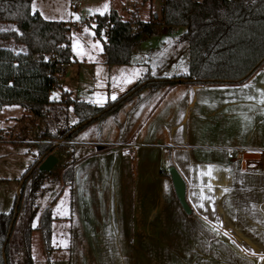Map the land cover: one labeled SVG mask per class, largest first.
Wrapping results in <instances>:
<instances>
[{
    "label": "crops",
    "instance_id": "obj_1",
    "mask_svg": "<svg viewBox=\"0 0 264 264\" xmlns=\"http://www.w3.org/2000/svg\"><path fill=\"white\" fill-rule=\"evenodd\" d=\"M34 4L35 0H32V9ZM48 6L43 5L45 13L39 9L35 12H39L46 20L67 22L63 19L64 9L61 4ZM109 6L111 9L106 12L117 10L125 20H130L132 13H137L134 11L128 16L126 7L129 5H126L125 12L111 2ZM77 7L75 5L79 11ZM68 12V24L74 22L77 26L73 28L80 27L77 21H72L75 12L72 9ZM96 14L100 13H95L94 17ZM137 14L141 20L146 21ZM156 16L159 21L162 20V12L156 13ZM161 27L158 32L164 33L165 26ZM8 41L1 44V47L12 48L16 52L24 49ZM70 49L74 61L77 53L72 41ZM171 53L172 50L165 48L156 54L163 55L159 61L166 62ZM153 59L152 51L138 46L130 64L99 63L96 65L99 68L94 69L93 73H85L80 85H76L75 78L81 75L82 65L78 72L73 69L63 70V78L60 74L58 76L59 83L62 79L66 80L62 97L66 91L73 99L105 105L125 94L145 76L151 75L146 69H150L147 67L150 66L148 62ZM129 79L130 83L125 82ZM92 83L97 86L89 85ZM113 95L115 99H112ZM262 100L264 63L249 79L238 84L185 83L173 87L145 88L122 107L79 131L66 143V146L74 147L73 153L69 155L73 154L74 164V179L70 190L76 193L83 186L87 188L95 185L98 194L112 191L116 195L117 213L126 212L128 216V237L113 241L77 240L76 244L73 242L70 245V262L74 261V253L81 251L78 248L85 253L81 262H89L85 247L91 245L98 254V261L110 264L116 257L108 255L106 248H114L113 252H116L117 247H125L127 244L133 252L124 256L126 260L120 259L121 263L146 262L135 252L145 244L136 238L143 223L146 226L150 223L160 226L163 237L159 239V245L165 251L169 244L177 247L190 245V255L188 252L182 255L190 264L240 262L239 254L226 253L224 250L228 245L224 243L225 239L232 240L234 246L263 247ZM22 117H32V114L23 112ZM22 117H11L15 119L12 123L15 124ZM248 151L260 153L261 159L245 160L242 154ZM171 166L177 168L186 183V198L192 209L191 214L183 209L177 198L169 173ZM169 231L175 232L174 239L170 241L167 237ZM216 232L219 233L218 239ZM152 245L156 246L155 243ZM262 255L260 252L259 256ZM168 258L165 252L160 261L167 263ZM176 261L183 264L178 259ZM243 261L248 260L243 258ZM171 262H175L174 258Z\"/></svg>",
    "mask_w": 264,
    "mask_h": 264
},
{
    "label": "trees",
    "instance_id": "obj_2",
    "mask_svg": "<svg viewBox=\"0 0 264 264\" xmlns=\"http://www.w3.org/2000/svg\"><path fill=\"white\" fill-rule=\"evenodd\" d=\"M161 12V21H143L137 13L125 20L117 10L96 14L94 33L103 42L106 63L128 65L135 48L159 27H185L184 37L190 45L188 72L173 77L147 75L119 98L96 105L73 99L66 91L65 100L51 98L63 69L48 56L57 54L62 62L73 61L67 23L44 19L33 11L32 0H0V23L15 25L11 30H0V40H12L24 48L16 52L0 47V112L4 106L19 105L45 122L42 138L50 142L39 144L38 158L63 148L83 128L122 107L145 88L185 83L238 84L264 63V0H163ZM70 107L77 119L72 126L68 124ZM37 162L22 177L21 196L27 180L33 177L36 182L42 175ZM67 176L72 183L73 165L64 171L65 181ZM16 203L17 200L11 211L0 213V264H13L11 254L15 248L21 255L20 263L35 264L31 255L34 228L28 226L24 232H15L20 209L15 218ZM53 220L48 207L40 225L48 250Z\"/></svg>",
    "mask_w": 264,
    "mask_h": 264
},
{
    "label": "rangeland",
    "instance_id": "obj_3",
    "mask_svg": "<svg viewBox=\"0 0 264 264\" xmlns=\"http://www.w3.org/2000/svg\"><path fill=\"white\" fill-rule=\"evenodd\" d=\"M110 2L113 5H117L123 12H125L126 5H132L134 11L139 13L142 19L146 21H149L152 17L155 18L156 13H160L163 6V0H35L34 11L39 9L43 13H45L44 4H48L49 6L61 4L64 9L62 14L64 16L63 19L67 20V24L70 18L68 11L72 9L75 12L72 21H77L81 26L71 28L68 34L70 35L72 44L76 45L74 50L77 54L71 65L63 70L73 69L78 72L82 65L81 75H77L75 78L76 85L81 84L86 72L93 73L94 69L99 68V66H96L97 64L100 63L102 65L103 62L106 63L104 54L93 47L96 41L100 42L101 47L103 43L91 33H94V27L92 26L95 24L94 14L98 13L96 10L102 9L105 3L109 6ZM75 5H78L79 11L76 10ZM110 7H108L107 11L111 9ZM126 14L129 16L134 13ZM76 16H79L80 19H76ZM84 18L86 20L83 21ZM14 27V24H0V29L11 30ZM85 29H88V31H85ZM161 29L162 27H159L152 38L147 39L139 45L152 51L154 55V59L148 62L150 66H147L151 69V72L148 68L146 69L147 72L152 76L158 75L159 77H173L188 72L190 45L184 37L186 28L165 26L163 28V30H166L164 33L158 32ZM5 42L7 41L0 40V47ZM8 42L13 43L14 41L10 40ZM165 48L172 50L173 54L171 53L172 55L168 56V61H159L163 55L158 56L156 53ZM62 72L60 76L63 78ZM65 81L62 79L59 86L52 91V99L65 100L68 98L67 95H63L62 97L63 89H66L64 85ZM89 85L93 87L97 86L94 83ZM100 87L101 84H99ZM23 112L28 111L19 105H8L0 112V213L11 211L15 206L16 200L18 203L19 197H21L15 232H24L28 226L34 228L31 235V255L35 264H101L98 261L100 259L96 256L98 254L94 251L95 248L91 245L85 247L89 262H81L85 258V253L80 248H78V251L81 250L80 252L74 253V261L70 262V245L73 242L76 244L77 240L80 239L87 241H113L118 238L128 237V216L126 212L122 214L117 213L116 195H113L112 191L98 194L95 185H89L87 188L83 186L76 193L70 190L71 182L69 177L67 176V181H65L61 174L64 170L74 165L72 162L73 154L69 156L70 152L73 153L74 147L66 145L54 152L60 158L54 169L50 172H42V175L36 182H34L33 177L27 180L23 196H21L20 188L24 182L22 177L38 161L39 144L48 143V139L42 138V132L46 128L45 122L33 115L32 117H22ZM14 116L22 118L15 121L14 124L12 122L15 119L11 118ZM76 121L77 119L72 108H69L68 124L72 126ZM105 147L109 148V146ZM48 207L51 208L54 217L50 250L47 249L43 233L40 229L42 215ZM145 217L147 218V216ZM159 228V225L150 223L146 226L143 223L142 229L137 232L136 238H140V241L145 243L135 251L139 257L146 261L141 262V264H179L176 261L177 259L183 264H190L186 262L187 259L185 260L182 255L187 254V252L190 255L192 247L190 245L177 247L175 245L170 246L169 244L168 251H165L164 247L159 245V239L163 237ZM174 234L175 232L172 231L167 233L169 241L174 239ZM217 235H219L218 232H216L218 239ZM231 241L225 239L224 243L228 245L224 250L226 253L239 254L241 259L240 262H232V264H264V240H262L263 247H243V245L239 244L238 246H234L232 244L233 241ZM147 242H150V244L155 243L156 246L152 244L150 246ZM259 248L261 251H258ZM15 249L12 250L11 254L12 263L22 264L20 263L21 255ZM106 249L108 255L113 254L112 257H116L114 262L109 260L112 262L110 264H127L121 263L120 259L126 260L124 256L133 252L131 246H128V244L125 247H117L116 252H113L114 248ZM165 252L169 258L167 263L163 262V260L162 263L160 260L163 254L165 255ZM260 252L263 253L262 256H259ZM172 258H174L175 262H171ZM243 258L248 261H243Z\"/></svg>",
    "mask_w": 264,
    "mask_h": 264
},
{
    "label": "water",
    "instance_id": "obj_4",
    "mask_svg": "<svg viewBox=\"0 0 264 264\" xmlns=\"http://www.w3.org/2000/svg\"><path fill=\"white\" fill-rule=\"evenodd\" d=\"M155 17H157V16H155ZM58 162H59L58 156H56L53 152L47 153L45 155H42L39 158V160L37 162V168L40 172H50L54 169V167L58 164ZM169 173L171 175L173 186L175 189V193L177 195V198H178L181 206L183 207V209L188 214H191L192 209H191V207L187 201V198H186V183H185L183 177L181 176V174L179 173L177 168H175L174 166H171L169 168ZM20 201H21V197H19L18 203L16 205L15 218L17 216ZM15 218H14V220H15ZM13 223H14V221H13ZM13 223L11 225V229L13 227Z\"/></svg>",
    "mask_w": 264,
    "mask_h": 264
},
{
    "label": "built area",
    "instance_id": "obj_5",
    "mask_svg": "<svg viewBox=\"0 0 264 264\" xmlns=\"http://www.w3.org/2000/svg\"><path fill=\"white\" fill-rule=\"evenodd\" d=\"M126 12L127 13H132V12H134V8L131 5H129V6L126 7ZM67 26L69 28L70 27L73 28V27L77 26V24L74 23V22L73 23L71 22V23L67 24ZM64 46H66V45H64ZM48 60L49 61H56V62H58L59 66L62 69H64L67 66H70L71 65V62H62L61 59H60V57H59V55H57V54H51V55H49L48 56ZM242 158H244L245 160H248V161H257V160L261 159V155L258 152H250V151H248V152H243Z\"/></svg>",
    "mask_w": 264,
    "mask_h": 264
},
{
    "label": "snow or ice",
    "instance_id": "obj_6",
    "mask_svg": "<svg viewBox=\"0 0 264 264\" xmlns=\"http://www.w3.org/2000/svg\"><path fill=\"white\" fill-rule=\"evenodd\" d=\"M108 7H109L108 4L105 3V4L103 5L102 9H97L96 11H98L101 15H103L104 12L108 10ZM75 18H76V19H80L79 16H76ZM92 27H95V25H93ZM85 31H88V29H85ZM91 34H92V35H95V33H91ZM73 47H74V49H75L76 45L74 44ZM93 47L99 48L100 51H103V48L100 46V42H99V41H96V43L93 45ZM125 82H129V83H130L131 80L129 79V80H126ZM246 87H247V86H246ZM54 95H56V94H54ZM112 99H115V95H113ZM97 102H99V101H97ZM261 102H264V100H262ZM209 174H210V173H209Z\"/></svg>",
    "mask_w": 264,
    "mask_h": 264
}]
</instances>
